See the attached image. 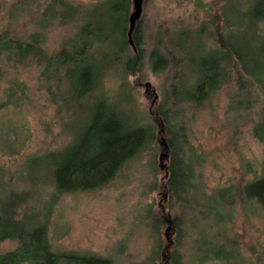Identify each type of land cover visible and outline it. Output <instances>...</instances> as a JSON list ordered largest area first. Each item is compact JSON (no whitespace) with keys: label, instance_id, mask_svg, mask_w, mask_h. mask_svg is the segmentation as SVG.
<instances>
[{"label":"trees","instance_id":"1","mask_svg":"<svg viewBox=\"0 0 264 264\" xmlns=\"http://www.w3.org/2000/svg\"><path fill=\"white\" fill-rule=\"evenodd\" d=\"M192 1L205 6L202 0ZM131 6L130 0H92L83 5L70 0H16L10 16L26 13L35 29L26 36L0 29L3 104L19 105L25 86L10 77L11 72L33 64L56 111L71 114L70 140L28 160L30 167L44 165L50 172L53 192L38 208L42 216L30 211L16 218L14 205L21 203V196L0 195V241L16 242L0 253V264H106L95 254L53 244L48 217L57 194L98 188L129 160L156 145L169 156L162 187L170 199L179 198L194 172L193 151L184 156L188 142L181 107L201 103L227 84L237 87L230 97L238 110L260 104L251 133L264 141V0H224L207 24L194 29L192 52L183 44L184 33L172 29L156 37L148 55L140 22L128 36ZM72 22L76 23L72 34L51 49L44 46L48 26ZM144 65L153 74L173 71L166 92L146 115L138 111L132 94L134 87L147 86L140 77ZM242 192L264 209V159ZM167 221L158 213L159 224ZM181 225V220L171 223L170 229L177 231L175 242L184 232ZM172 242L163 251L164 263L184 264Z\"/></svg>","mask_w":264,"mask_h":264},{"label":"rangeland","instance_id":"2","mask_svg":"<svg viewBox=\"0 0 264 264\" xmlns=\"http://www.w3.org/2000/svg\"><path fill=\"white\" fill-rule=\"evenodd\" d=\"M70 1L83 5L92 0ZM202 1L205 6L192 0H143L137 22L145 55L156 37L172 29L184 33L183 44L192 52L194 29L207 24L224 3ZM15 2L0 0V29L26 36L35 28L26 13L10 16ZM75 29L74 22L48 26L44 46L55 47ZM38 71L31 64L11 72L10 77L25 86L19 105L3 104L0 88V195L21 196V203L14 205L16 218L30 211L40 218L38 208L53 192L47 167H30L28 160L64 146L71 137V114L56 111L38 81ZM172 74L170 70L153 74L143 66L140 77L147 86L132 89L138 111L146 115L159 102ZM235 90L236 85L227 84L209 99L181 107L188 142L184 156L191 149L194 164L192 177L184 183L185 193L170 199L162 187L169 156L154 145L129 160L104 185L57 194L48 217L53 244L78 254H95L106 264H165V246L177 239L171 223L181 220L184 232L175 247L184 264H264V209L242 192L264 159V141L251 133L260 104L238 110L230 97ZM158 213L168 221L159 224ZM15 246L13 240L0 241V253Z\"/></svg>","mask_w":264,"mask_h":264},{"label":"water","instance_id":"3","mask_svg":"<svg viewBox=\"0 0 264 264\" xmlns=\"http://www.w3.org/2000/svg\"><path fill=\"white\" fill-rule=\"evenodd\" d=\"M143 0H131L132 10L129 13V29L128 36H131L132 30L135 28L136 22L139 19L142 12Z\"/></svg>","mask_w":264,"mask_h":264}]
</instances>
